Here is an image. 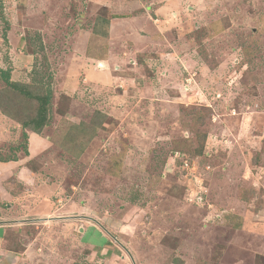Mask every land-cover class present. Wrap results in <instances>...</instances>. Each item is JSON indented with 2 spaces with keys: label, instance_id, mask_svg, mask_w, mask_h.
<instances>
[{
  "label": "rangeland",
  "instance_id": "rangeland-1",
  "mask_svg": "<svg viewBox=\"0 0 264 264\" xmlns=\"http://www.w3.org/2000/svg\"><path fill=\"white\" fill-rule=\"evenodd\" d=\"M0 68L18 120L52 91L18 264H264V0H0ZM1 114L0 161L27 159Z\"/></svg>",
  "mask_w": 264,
  "mask_h": 264
},
{
  "label": "crops",
  "instance_id": "crops-1",
  "mask_svg": "<svg viewBox=\"0 0 264 264\" xmlns=\"http://www.w3.org/2000/svg\"><path fill=\"white\" fill-rule=\"evenodd\" d=\"M114 25L111 23L110 28L111 32ZM92 58V57H91ZM89 59V61L97 59ZM101 60L102 63H106L107 66H110L108 59H97ZM1 114V113H0ZM3 115V114H1ZM3 117V116H2ZM5 117V116H4ZM48 129V128H46ZM29 133V139H28V151L31 154L27 159L19 158L18 161H0V264H18L16 261L19 257L18 255L21 254L19 251H15L12 249L6 248L8 241V235L13 230V228H16V226L23 225L24 221H27L23 216L26 212H28V207H25L21 209V211H18L15 209V205L10 204L12 201L15 203V200L18 196V200L20 204L21 201H25L27 197H29L30 194L28 192L32 193V196H39L35 193H37V183L35 181V175L32 173L30 168H28L27 162L31 160V158L34 157L35 152L41 151L42 153L51 149V141L52 139L46 135L45 133ZM27 161V162H26ZM27 165V166H26ZM19 183L23 189L22 194L15 193L17 190V187L15 186V183ZM16 187V188H15ZM16 194V197H15ZM39 194V192H38ZM7 206V210H3L2 208ZM68 221V220H67ZM21 222V223H19ZM98 229V228H97ZM95 234L101 235L99 230H94ZM86 233V231H85ZM99 248V246H96ZM94 249V248H93ZM95 250V249H94ZM11 257V261H10Z\"/></svg>",
  "mask_w": 264,
  "mask_h": 264
},
{
  "label": "trees",
  "instance_id": "trees-1",
  "mask_svg": "<svg viewBox=\"0 0 264 264\" xmlns=\"http://www.w3.org/2000/svg\"><path fill=\"white\" fill-rule=\"evenodd\" d=\"M110 26V20H107L105 18H101V16L97 19V26L93 29V36H99L102 39H108L109 38V27ZM102 27V29H101ZM98 40V39H97ZM96 57V56H95ZM98 58V57H96ZM98 59H103V57H100ZM0 76L3 79V81L9 86L16 90H19L21 92L23 86L19 83L12 82L11 80V72L9 70H3L0 68ZM25 95L30 96L38 101V106L36 108V115L31 118L28 121H21L18 120V118H15L12 114H10L5 107L3 106L2 102L0 101V110L3 116L8 117L9 119H12L19 124H22V126L25 129H29L37 134H40L43 132V129L49 125L51 121V112H50V104H51V94L52 91L47 89L46 94H41L39 96L33 95L32 93L28 92L27 90L24 92ZM103 117V114H101ZM105 117V115H104ZM99 124L97 122H93V125H86L81 124L79 126H73V131L68 133V139L66 138L65 141L68 143L71 142L73 145V154L75 156H79L80 153L85 149V147L90 142V139L86 140L87 138H93L96 130L99 128ZM55 136V135H54ZM79 137L85 138V140L79 141ZM27 152L28 149H27ZM26 152V154H27Z\"/></svg>",
  "mask_w": 264,
  "mask_h": 264
},
{
  "label": "bare ground",
  "instance_id": "bare-ground-1",
  "mask_svg": "<svg viewBox=\"0 0 264 264\" xmlns=\"http://www.w3.org/2000/svg\"><path fill=\"white\" fill-rule=\"evenodd\" d=\"M101 63V62H100ZM101 65L103 66V64H100V67H101Z\"/></svg>",
  "mask_w": 264,
  "mask_h": 264
}]
</instances>
